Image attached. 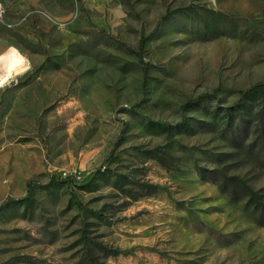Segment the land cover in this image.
I'll return each instance as SVG.
<instances>
[{
    "label": "rangeland",
    "instance_id": "obj_1",
    "mask_svg": "<svg viewBox=\"0 0 264 264\" xmlns=\"http://www.w3.org/2000/svg\"><path fill=\"white\" fill-rule=\"evenodd\" d=\"M0 9V264H264V0Z\"/></svg>",
    "mask_w": 264,
    "mask_h": 264
},
{
    "label": "clouds",
    "instance_id": "obj_2",
    "mask_svg": "<svg viewBox=\"0 0 264 264\" xmlns=\"http://www.w3.org/2000/svg\"><path fill=\"white\" fill-rule=\"evenodd\" d=\"M32 63L28 56L17 47L9 45L0 52V90H6L19 83V78L31 71Z\"/></svg>",
    "mask_w": 264,
    "mask_h": 264
},
{
    "label": "trees",
    "instance_id": "obj_3",
    "mask_svg": "<svg viewBox=\"0 0 264 264\" xmlns=\"http://www.w3.org/2000/svg\"><path fill=\"white\" fill-rule=\"evenodd\" d=\"M144 46H145V40H144V38H141L139 40L138 51L136 53L139 60H141V61H142V51L144 50ZM147 69H148V66L143 63L142 73H143L144 80H146ZM262 92H264V80L255 82L254 84H252L248 88H245L243 90L238 91V99L236 101V106H241L243 108L245 106L244 99L246 97L254 96V95H256L258 93H262ZM215 94H216V91H214L212 95H215ZM68 179L69 178H65V179H62L60 181L65 182ZM232 179H234L236 181L235 182L236 185H239L240 187L244 188L250 194V197L252 200L257 201V198L255 197L256 194L253 191H251L244 182L239 180L237 177H232ZM51 181L53 182L54 180L51 179ZM29 200H30V197L27 196V197H23L21 199H18L17 202H29Z\"/></svg>",
    "mask_w": 264,
    "mask_h": 264
},
{
    "label": "built area",
    "instance_id": "obj_4",
    "mask_svg": "<svg viewBox=\"0 0 264 264\" xmlns=\"http://www.w3.org/2000/svg\"><path fill=\"white\" fill-rule=\"evenodd\" d=\"M0 13H1V9H0Z\"/></svg>",
    "mask_w": 264,
    "mask_h": 264
}]
</instances>
